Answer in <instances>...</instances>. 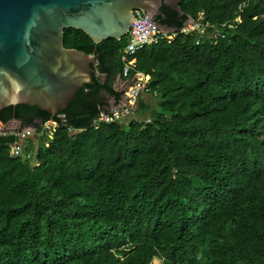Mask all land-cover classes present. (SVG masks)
<instances>
[{"label": "trees", "instance_id": "16d2710c", "mask_svg": "<svg viewBox=\"0 0 264 264\" xmlns=\"http://www.w3.org/2000/svg\"><path fill=\"white\" fill-rule=\"evenodd\" d=\"M161 11L170 29L201 12L209 33L234 26L127 56L159 98L149 120L139 118L148 106L93 125L108 109L102 92L123 99L114 84L127 36L96 43L77 28L64 43L99 56L94 82L56 114L0 110L5 124L22 122L0 133V264H264V0H178ZM26 127L35 152L23 141L12 155Z\"/></svg>", "mask_w": 264, "mask_h": 264}, {"label": "water", "instance_id": "95a60500", "mask_svg": "<svg viewBox=\"0 0 264 264\" xmlns=\"http://www.w3.org/2000/svg\"><path fill=\"white\" fill-rule=\"evenodd\" d=\"M164 2L174 4V0H0V110L20 103L51 114L65 109L85 84L94 82L95 66L100 64L98 55L66 47L65 29H82L96 43L110 37L120 40L129 31L133 10L141 9L147 19L144 30H177L156 20L164 15ZM12 124L22 126L13 118L3 131L12 132ZM39 140L45 141V135Z\"/></svg>", "mask_w": 264, "mask_h": 264}, {"label": "built area", "instance_id": "2783aa9c", "mask_svg": "<svg viewBox=\"0 0 264 264\" xmlns=\"http://www.w3.org/2000/svg\"><path fill=\"white\" fill-rule=\"evenodd\" d=\"M134 18L130 25L129 31L127 33V41L123 50L122 58L124 60V65L121 70L122 78L127 79L129 82L128 87L123 91V98L126 100L125 103H115L109 106L108 109H102L100 113L93 119V125L98 126L104 122H113L122 118L129 117L135 114L136 105L143 94H152V86L148 76L142 72H132L135 66V57L128 59V55H134L138 50L142 49L146 45L158 42L160 40L172 41L179 34L185 33L189 34L192 32L198 33V38L196 43L199 44L201 41L202 34H207L211 39H218L225 35L224 27L232 28L234 26L233 22H227L223 24L222 28H218L215 31H207V26L210 23L202 22L201 19L204 18L203 12L200 13L199 19H194L184 28L179 30H169L163 31L160 27H153L152 30H144V26L147 23L146 14L141 9H134ZM237 20L241 19V15H238ZM134 76L137 79L133 81ZM156 95V93H154ZM149 120V119H148ZM5 123L0 119V133L5 134L3 131ZM57 123L55 121H48L44 124L47 131L52 135L53 130ZM15 130V129H13ZM12 130V131H13ZM30 130H26L28 133ZM20 136L24 134V129L16 132ZM35 134V133H33ZM21 140L15 142L12 146L11 154L20 155L23 151Z\"/></svg>", "mask_w": 264, "mask_h": 264}, {"label": "crops", "instance_id": "0c3cea01", "mask_svg": "<svg viewBox=\"0 0 264 264\" xmlns=\"http://www.w3.org/2000/svg\"><path fill=\"white\" fill-rule=\"evenodd\" d=\"M123 51L119 52L118 53V56L123 60L122 58V53ZM135 65H136V62H137V58L135 57ZM124 61V60H123ZM135 67V66H134ZM137 72H141V71H137ZM144 73V72H142ZM146 74V73H144ZM150 80V75L149 74H146ZM129 85V82L127 81V79H124L122 78V75H121V71L119 72L118 76H117V80L114 84L115 88L118 90V91H124ZM154 98H157L159 99L158 97H156L155 95L153 94H143L141 96V100L144 101V103H142V101L139 99L137 105H136V110H139L141 108H148V106L150 107V109H146L147 111L148 110H151L152 107H153V102L154 101ZM102 101L106 102L107 104H105L106 107H109V106H112L113 104L116 103L115 101V98L109 94H107L106 92H102ZM119 103H125V99H121V101ZM135 116V114H134ZM13 129H19V127H13Z\"/></svg>", "mask_w": 264, "mask_h": 264}, {"label": "rangeland", "instance_id": "374dc122", "mask_svg": "<svg viewBox=\"0 0 264 264\" xmlns=\"http://www.w3.org/2000/svg\"><path fill=\"white\" fill-rule=\"evenodd\" d=\"M177 1L178 0H174V4H177ZM152 102H153V107L156 108L158 106L159 99L154 98V101H152ZM150 114H151V110H148V111L146 110V111L140 112L139 118L141 120H148V118H150ZM135 116H136V114H135ZM135 116L131 115L129 117H126L125 120L127 122H129L131 119L135 118ZM12 125H13L12 127H15V126L18 127V125H16V124H12ZM32 128L30 129V131L28 133L26 132V129L23 128L24 129V134H26V135L20 136L21 139H23L22 141H24L23 142V144H24L23 146H25V148H28L30 153H34L35 152V150L37 148V144H38L36 140H33L31 138L34 135L33 134L34 130ZM19 129H21V128H19ZM30 142H32V143H30Z\"/></svg>", "mask_w": 264, "mask_h": 264}]
</instances>
